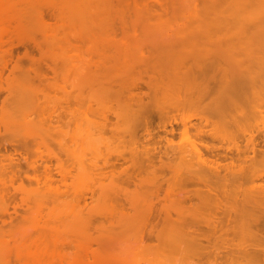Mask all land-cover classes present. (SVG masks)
<instances>
[{
    "label": "bare ground",
    "instance_id": "obj_1",
    "mask_svg": "<svg viewBox=\"0 0 264 264\" xmlns=\"http://www.w3.org/2000/svg\"><path fill=\"white\" fill-rule=\"evenodd\" d=\"M47 14L59 20L52 31H48L43 21ZM7 16L18 20V26L24 31L20 45L25 50L28 46L39 50L45 46L54 61L70 62L68 72L77 85L83 81L89 84V102L84 111L68 115L63 108L43 106L27 80L8 89L7 96L4 94L17 107H4V112L0 107V142L34 147L36 156L27 166L34 180L33 187L29 183L31 189H26L24 183V186L18 183L17 188L16 180L22 182L20 174L17 167L11 165V158L2 153L8 147L0 143L4 149L0 150V264H198L194 253H189L196 247L184 246L192 241L194 234L188 236L182 229L183 224H180L182 228L178 222L175 226H166L167 229L158 234L159 240H169L165 244L172 243L169 246L161 242L165 247L158 244L156 247L152 242L155 250L145 242L147 234L143 228L149 223L153 205L150 200L156 198L158 187L153 188L156 184L152 182L153 177L148 180L145 177L149 188L152 186V191H156L153 199H150L153 192L143 187L147 185L142 184V180H132L133 189L128 188L132 173H123L125 185L123 178L119 179L121 183L115 182L117 175L115 181L113 179L117 167L131 161L138 164L139 157L148 160L162 150L159 145L153 146L154 142L150 144L155 137L152 139L147 121L139 118L144 91L150 97H160L159 112H156L161 114L158 115L161 125L156 141L163 142L162 155L176 162L178 169H173L172 174L177 173L173 177L182 182L179 185L190 181L191 186L197 182L196 185L201 184L205 192L215 198L219 188H233L229 192L233 191L231 197L236 196L233 200L240 203L235 202L241 213L239 220L246 216L245 220L258 224L259 218L264 216V156L259 155L261 144L264 145V0H0L3 30L2 20ZM33 30L41 32L42 37L33 34ZM69 34L78 43L89 42L85 52L79 50L80 46L76 48L75 43L72 47L75 53L68 55ZM2 52L1 49V55ZM5 54L0 56V74L11 61L10 51ZM217 77L225 85L220 93L214 87ZM210 80L213 84L208 83ZM77 98L85 104L82 97ZM14 150L13 155L17 153ZM18 156L17 160L21 154ZM52 162H56L63 190L47 186L53 181L48 174ZM40 168L47 174L42 181L37 175ZM140 172L139 176L143 177ZM11 184L20 192L12 193L16 194L15 199L25 204L24 210L19 208L23 211L21 216L15 211L18 202L16 209L8 203ZM182 186L183 190L185 185ZM226 192L225 199V194L230 195ZM177 203L178 207L169 203L177 208L174 213L178 218L172 220L181 221L184 213L178 208L184 206ZM215 203L212 210L225 217L222 214L228 208L223 210ZM212 210L211 214L206 210L208 215L212 216ZM227 222L230 226L232 221ZM218 226L215 225L217 229L212 227L217 230L212 235L215 241L228 240L227 232L234 230L235 225L230 229L227 224ZM242 226H237L238 232ZM248 231L241 230L243 241L240 237L241 242L234 245L231 242L228 251L245 258L252 256L254 246L244 240V232ZM249 233L247 237L254 234ZM186 238L189 241L186 242ZM194 240L196 243L197 238ZM182 241L184 245H180ZM189 247L192 251L186 253L185 248Z\"/></svg>",
    "mask_w": 264,
    "mask_h": 264
},
{
    "label": "rangeland",
    "instance_id": "obj_2",
    "mask_svg": "<svg viewBox=\"0 0 264 264\" xmlns=\"http://www.w3.org/2000/svg\"><path fill=\"white\" fill-rule=\"evenodd\" d=\"M8 8V7H7ZM6 8V9H7ZM50 15H44L43 16V21H44V23L46 24V25H48L47 27H49L48 28V31H52L53 29H55V26L59 23V20L55 17V16H50ZM49 21H50V24H49ZM2 22H3V26H5V28H4V30H3V28L1 27V25H2V23H0V28L2 29V32L0 33V36H2V39H1V37H0V39H1V41H2V43H0V52H1V49H2V51L4 52V54L3 55H1V53H0V56H5L6 54L5 53H7L8 51H10V53H11V61L9 62V63H7V65H6V68L2 71V73L0 74V78L2 79V80H0V83H1V86H2V88H0V89H2V90H0V107H1V109H2V107H3V110H1V111H3L4 112V109L6 108L7 109V107H9L10 109L11 108H13V107H17L16 106V104L14 103V101L11 99V98H8V99H6V96H7V92H8V89H12L13 88V86L14 85H16L18 82H20V81H24V80H27L29 83H30V85H31V87L33 88V89H35V91L37 92V95H38V97H39V101L43 104V106H46V105H48V106H55V107H60V108H63V110H64V112L66 113V114H70L71 112H82V111H84L85 110V108H86V104L89 102V98H88V91H89V84L85 81H83V82H81L80 83V85H77V83H76V80L74 81V79H73V76L68 72V70H69V68L71 67V65H70V62H65V63H61V62H57V61H54L53 59H51L50 57H49V55H48V53H47V51H46V48H45V46H42L41 48H40V50L39 49H37V48H34V47H32V46H28L27 47V49L25 50L24 48H23V46L22 45H20L21 43H22V39H24V34H23V30H21L20 29V27L18 26V20H16L15 18H13V17H6V18H4L3 20H2ZM54 22V23H53ZM7 28V29H6ZM7 32H6V31ZM1 31V30H0ZM4 31H5V33H4ZM9 31V32H8ZM14 32V33H13ZM31 32H33V34H37V35H39V36H41V32H38V31H35V30H33V31H31ZM2 33H4V35L2 34ZM18 33V34H17ZM17 34V35H16ZM9 35V36H8ZM73 35L72 34H69L68 35V37H67V39H68V41H69V45H68V48H67V53H68V55L69 56H72V54H74L75 52L73 51L74 50V48H72L73 46L75 47V43H76V48H77V46H80V48H79V50H82L83 52H85L86 51V49L88 48V45H89V42L88 41H84V42H82V43H78L77 42V39L75 38V37H72ZM13 37V38H12ZM42 37V36H41ZM75 38V39H74ZM10 42H9V41ZM3 41H5L4 43H3ZM11 41H13L12 42V45H14V47L11 45ZM20 42V43H19ZM18 43V44H17ZM74 44V45H73ZM78 44V45H77ZM83 44H85V46L83 45ZM70 46V47H69ZM87 47V48H86ZM84 48V49H83ZM23 51V52H22ZM32 51V52H31ZM2 52V53H3ZM26 52H27V54H26ZM73 52V53H72ZM72 53V54H71ZM39 55V56H38ZM24 56V57H23ZM37 57V58H36ZM2 57H0V59H1ZM40 58V59H39ZM50 59V60H49ZM1 61L2 60H0V63H1ZM36 64H35V63ZM15 63V64H14ZM35 64V67H34V64ZM37 63H39V65L40 66H38V64ZM2 64V63H1ZM10 66H12V67H10ZM70 66V67H69ZM1 67V66H0ZM29 67V68H28ZM34 67V68H33ZM37 67V68H36ZM33 73L35 74V75H33ZM39 73V74H38ZM12 75V76H11ZM69 75V76H68ZM6 78H8V80L6 79ZM40 78V79H39ZM42 78V79H41ZM6 79V80H5ZM15 82H14V81ZM217 80V81H216ZM215 81L216 82H214V80H213V82H214V84L216 83V85L214 86V87H217V92L218 93H220L221 91V89L222 90H224L223 89V87H225V85L223 86V84H224V82H222V80L221 79H219V77H217V79H216ZM72 81H74L73 83H72ZM211 81V82H210ZM208 83L209 84H213L212 83V80H210ZM224 81V80H223ZM14 82V83H13ZM40 83V84H39ZM46 83V84H45ZM5 84H6V86H5ZM13 84V85H12ZM61 84V85H60ZM72 84V85H71ZM75 84V85H74ZM53 85H55V87L53 86ZM71 85V86H70ZM41 86V87H40ZM74 86V88H71V87H73ZM77 86V87H76ZM211 87H213L212 85H210ZM4 87H6L7 89H6V91H3V88ZM51 88V89H50ZM53 89V90H52ZM212 89H215V88H212ZM4 90H5V88H4ZM74 90V91H73ZM79 92V93H78ZM146 91H144L142 94H141V99H143L142 100V102H143V104H144V106H143V108H142V112H139V118L141 119H144V121L146 120L147 121V123H148V128L150 129L149 130V132H150V135L152 136V139H153V137H155V141L153 140V141H150V144H152L153 145V142H154V145L153 146H156V145H159L160 146V148L162 149V150H160L158 147H156V148H158L160 151H161V153H160V151L158 152V151H156L155 153H154V155L151 157L152 159H153V161L151 160V158L150 159H148V160H144V159H141L140 157V159L138 158V160H136V163H137V161H138V164H135V161H131L130 163H128L129 164V166H128V164L127 163H125L124 165H122L123 166V168H122V166H119V167H117V169H116V173H115V175L113 176L114 178V181H115V177H116V175L119 177H116V181L115 182H117V183H121L122 182V180H119V179H122L123 178V182H122V184L123 185H125L124 184V172H126L127 174H131V185H129V187L128 188H130V190L131 189H133V181L132 180H134V182L136 181L137 182V180H142V184H145V185H147V186H144L143 185V187L147 190V188H149L150 186H149V182L147 181L148 179H150V178H152L153 177V180L154 181H152V179L150 180V182L152 181V182H154V183H156V184H153V188H154V185H155V187H157V192L154 190V192L152 191L153 190V188H152V186H151V188H149V192H153L152 193V196H151V198L150 199H153L154 198V196H153V194L156 192L157 194H158V196H157V194H156V198L155 199H153L152 201L150 200V203H152L153 205H152V207H151V213H150V215H149V219H148V221H149V223H147L145 226H144V228H143V232H146V233H144L146 236H144V240H145V242L147 243V245L148 246H150V247H155L157 244V246L159 247V246H161V245H163V244H161L160 245V243L162 242V243H168V241L167 242H163V241H165V239L163 240V238H162V240H159V236L165 231V229H167V227H171V226H175L176 225V223L178 222V225H179V227H181L182 228V226L184 227V228H186V229H184V228H182L183 229V231L185 230L186 232H187V235L189 234L190 235V233L192 234H194V235H192V236H194L193 238H192V241H189V239H187L186 238V242L187 241H189V244L188 245H184L185 244V242L184 241H182V244H180V245H184V246H190L191 248L193 247H196V249L194 248L193 249V251H192V249L189 247V248H185V250H187L186 251V253L187 252H189V250L190 251H192V252H189V253H194V256H195V258L197 259V261L196 262H198V264H264V216H262L261 218H259L260 220L258 221V224H251L248 220H245L246 219V216L244 217L245 219V221L243 220V219H241V221L239 220V218L241 217V213L240 212H238L240 209H239V205L238 206H236V204H235V200H233V197L234 196H232L231 197V193L233 192H229L230 190H232L231 188L228 190V189H225V188H223L222 186V188H219V190H217L218 191V193L216 194V198H215V196L213 197L212 195H208V193H206L205 191H207L206 189H204L205 187H203L201 184H199V185H196L197 184V182H196V184L194 185L193 183V185H191L190 186V184L189 183H191L190 181H189V183L187 182V181H185V182H187V183H185V184H183V186L182 185H179V184H182V182H180L179 180L178 181H176V179L177 178H175L176 176H174L173 177V174H175V175H177V173H174L173 172V174H172V171H173V169L174 170H176L177 171V164H176V162L174 163L173 162V160H172V158L171 157H169V156H167L168 157V161L165 159V158H167V157H164V155H162V153H163V148L161 147V144H162V146H163V142L161 143V142H159V139H158V142L156 141V133L158 132V130H159V128H160V125H161V120H160V116H158L160 113H158L159 112V110H158V107H157V105L160 103V97H157V98H153V97H150V96H148L146 93H145ZM6 93V94H5ZM75 93L77 94V95H75ZM82 93V94H81ZM86 93V94H85ZM6 96H5V95ZM53 94V95H52ZM81 94V95H80ZM44 95V97H42ZM56 95V96H55ZM72 95V96H71ZM74 95V96H73ZM79 95V96H78ZM82 95H84V96H82ZM82 97V99H84V102H85V104L83 103V101H80L79 100V98H77L76 99V97ZM84 97V98H83ZM218 97H219V95L217 94V99H218ZM88 98V99H87ZM3 99V100H2ZM55 99V100H54ZM151 99H153V101H150ZM5 100V101H4ZM51 100V101H50ZM148 100V101H147ZM1 101H3V102H1ZM76 101H78L79 103H81V104H79V105H77L78 104V102H76ZM88 101V102H87ZM155 101V103H153ZM75 102L77 103V104H75ZM2 103V104H1ZM151 103V104H150ZM153 103V104H152ZM59 104V105H58ZM82 104H84V106L82 107ZM74 105H75V107H74ZM77 105V106H76ZM80 105H81V107H80ZM152 105H153V107H152ZM150 106V107H149ZM5 107V108H4ZM154 107H156V108H154ZM75 108V109H74ZM82 110H81V109ZM145 108V109H144ZM156 109V110H155ZM9 110V109H8ZM81 110V111H80ZM144 110V111H143ZM146 110V111H145ZM158 110V112H156ZM6 111V110H5ZM144 113V114H143ZM1 114V113H0ZM144 115V116H143ZM161 115V114H160ZM0 116H2V115H0ZM159 117V118H158ZM141 119V120H142ZM176 132H178V131H176ZM175 132V133H176ZM142 132L140 131L139 132V134L140 135H142L141 134ZM177 136L179 135V133L178 134H176ZM175 135V136H176ZM143 136V135H142ZM177 138L178 137H176V138H174V141H176L177 140ZM2 142V143H1ZM0 143L2 144V146H4V148H5V145H6V147H10V145L12 144H7L8 143V141H5L6 143L3 145V141H1ZM9 142H11V141H9ZM155 142H157V143H155ZM0 144V145H1ZM13 145H14V149L17 151V153H14V155L15 154H17L16 156H18V155H20L21 154V158L19 159V160H17V158H16V156H14L13 155V153H12V151L14 150L12 147H13ZM1 146V147H2ZM151 146V145H150ZM0 147V148H1ZM12 147H10V149L12 150H9L8 148H6V149H8V151L5 149V151L7 152H2V153H5V155L7 154L8 156H9V158H11V165H15L16 167H17V173H19L20 174V179H21V181L22 182H19V180L17 179L16 181H18V182H16V187L18 188V186H17V184L18 183H20V184H22V183H24V185H26L25 187H26V189H28L31 185H33L34 184V180L31 178L32 176H31V171H30V167H28V169H27V166H30V164H31V162L35 159V156H36V152H35V149H34V147H32V148H26L25 146H23L22 144H12ZM261 147L263 148H260L261 150H262V152H263V150H264V145L263 144H261ZM2 149L3 148H1L0 150L2 151ZM4 150V149H3ZM14 150V152H16ZM157 150V149H156ZM18 151H20V154H19V152ZM157 152L159 153V154H157ZM260 153L259 155L260 156H264L263 154L264 153ZM11 153H12V155H11ZM24 153H26V154H24ZM22 155H24V157L22 156ZM26 155V156H25ZM158 156V157H157ZM259 156V157H260ZM18 157H20V156H18ZM258 157V158H259ZM261 157V158H262ZM16 160H15V159ZM24 159V161H23V159ZM169 158H171L170 160L172 161H170L169 160ZM260 159V158H259ZM263 159V158H262ZM140 161V162H139ZM260 161H261V159H260ZM264 161V160H263ZM28 162V163H27ZM143 162L145 163V164H143ZM172 164V166H171V164ZM54 163H56V162H52L51 163V166H50V168H49V171H48V174H49V176H51L52 177V182H49L48 184H47V186L48 185H51L52 187H55V188H59L60 190H63L64 189V186H63V182H62V180H61V178H60V176L58 175V169H57V166L54 164ZM65 163V162H64ZM141 164V166L140 167H142V168H140L139 167V165ZM28 164V165H27ZM127 164V165H126ZM134 164V165H133ZM170 166H169V165ZM174 164V165H173ZM65 165V164H64ZM174 166H176L175 168H174ZM134 167V168H133ZM118 168H120V171H119V169ZM122 168V169H121ZM125 168V169H124ZM137 169V170H136ZM117 171H119V172H117ZM122 171V172H121ZM141 171V172H140ZM175 171V172H176ZM29 172V173H28ZM139 172H140V175H143V177H141V176H139ZM16 173V176L18 175ZM26 173H28V175H30V178H29V180H27V174ZM119 173H121V174H119ZM133 173H136V174H134L133 175ZM57 174V175H56ZM121 175V177L119 176V175ZM37 175H39L40 176V178L39 179H41V181H42V179L44 180L45 179V177H47V174L44 172V170L43 169H38L37 170ZM136 175H138V178H136L137 176ZM170 175H171V177H170ZM15 176V177H16ZM123 176V177H122ZM14 177V178H15ZM135 177V178H134ZM145 177H146V179H145ZM155 177V178H154ZM162 177V178H161ZM173 177V178H172ZM18 178H19V176H18ZM141 178V179H140ZM160 180L159 181V183H158V180ZM16 179V178H15ZM15 179H13V181L15 180ZM119 180V181H118ZM144 181V182H143ZM146 181V182H145ZM163 181V182H162ZM148 182V183H147ZM165 182V183H164ZM180 182V183H179ZM184 182V181H183ZM195 182V181H194ZM11 183H12V181H11ZM15 182H13V184H14ZM29 183H30V186H29ZM129 183V184H130ZM158 183V184H157ZM164 183V184H163ZM178 183V185H176ZM60 184V185H59ZM151 184V183H150ZM187 184H189L188 186H187ZM7 185H8V183H7ZM19 185V184H18ZM23 184H22V186H24ZM184 185H185V188H183V190H182V188H180V186H182V187H184ZM201 185V186H200ZM12 186V184L10 185V187ZM29 186V187H28ZM174 186H176V187H174ZM197 186V187H196ZM9 187V188H10ZM24 187V188H25ZM31 187H33V186H31ZM62 187H63V189H62ZM200 187V188H199ZM220 187V186H219ZM12 188V187H11ZM177 188H179L178 190H177ZM204 190V192H201V191H203L202 189ZM13 189V190H12ZM12 189H10L12 192H10V194H8V197L10 198H8V203L11 205V207L12 206H14L15 207V209L17 208V206H18V208H17V210H15V211H17V213H19L18 215L19 216H21V212L23 213V211L21 210V211H19V208H23V206L25 207V204L21 201V199H15L16 198V194H12V193H15V191H16V193H17V191L19 192V190H16V188H14V186H13V188ZM29 189H31V188H29ZM159 189V190H158ZM220 189H223V190H226V191H228V192H226V193H230V195H228V194H225V195H227L226 196V199H225V197H223L224 196V191L223 190H220ZM184 190H186V194H185V191ZM199 190H201V191H199ZM9 191V190H8ZM159 191V192H158ZM177 191V192H176ZM181 192L180 193V195H179V193L178 192ZM182 191H184V193L182 192ZM195 191V192H194ZM219 191H221V192H219ZM176 192V194H174ZM201 194H200V193ZM223 192V193H222ZM20 193V192H19ZM172 193V194H171ZM178 193V194H177ZM185 194V195H187V196H185V195H183V194ZM202 193H204V194H202ZM234 193V192H233ZM18 194V193H17ZM168 194H171V195H168ZM190 194V195H189ZM222 196H221V195ZM20 195V194H19ZM175 196V197H181V196H183L184 198L182 199V197H181V199H179L178 198V200L175 198V197H173V196ZM178 195V196H177ZM202 195H204V197H202ZM206 195H207V197H206ZM220 195V196H219ZM233 195V194H232ZM235 195V194H234ZM21 196H22V193H21V195L19 196L20 198H21ZM189 196V197H188ZM200 196V197H199ZM210 196H212L213 197V199H212V197H210ZM230 196V198H227V197H229ZM18 196H17V198H19ZM153 197V198H152ZM188 197V198H187ZM198 197V199L200 200V201H202L201 203H200V201L198 200V199H196ZM205 197H206V200H205ZM221 197V198H220ZM236 197V196H235ZM234 197V198H235ZM148 198V199H149ZM173 198H175L176 199V202L175 201H173ZM186 198V199H185ZM202 198V199H201ZM207 198H209V200H207ZM156 199H158V200H156ZM192 199V200H191ZM215 199V200H214ZM217 199V200H216ZM168 201V202H166V201ZM180 200V201H179ZM183 200H184V202H183ZM223 200V201H222ZM225 200V201H224ZM230 200V201H229ZM19 201H21L22 203H23V205H22V203L20 204L19 203ZM28 201H30V200H28ZM149 201V200H148ZM170 201H173V202H170ZM186 201V202H185ZM218 202L219 203V207H222V209L223 210H225V207L226 208H228V209H226V211H228V212H226V211H224V214H222V215H224L225 217H223V216H221L220 217V215H219V211H217V213L218 214H216V212H214V210H215V206H216V204L217 203H215V202ZM221 203H220V202ZM227 201V202H226ZM18 202V205L16 206L15 205V203H17ZM155 202H156V205H154L155 204ZM166 202V203H165ZM175 202V203H174ZM177 202H180L179 204L182 206V204H183V206L185 207V208H187V209H185L186 211H187V214L185 213V210L183 209V208H178V210H180V212H181V209L183 210V212L182 213H184L183 215H182V217H183V219H182V217H180L181 218V221L179 220V221H175L176 220V214L174 213V211H177V208L176 207H173V204H174V206H177L178 207V203ZM195 202V203H194ZM203 202H207V204H205V203H203ZM208 202H209V204H208ZM222 202H225V205H227V206H225L224 204L222 205ZM230 202H234V203H230ZM238 202V201H237ZM236 202V203H237ZM160 205H159V204ZM169 203H173L172 205L171 204H169ZM202 204L203 206H204V208L202 207V205H200V204ZM195 204V205H194ZM235 204V205H234ZM238 204H240L239 202H238ZM21 207H20V206ZM168 205H170L172 208H170V206H168ZM186 205V206H185ZM191 205V207H189V206ZM196 205H198V207L196 206ZM205 205H207L206 207H205ZM211 205V206H210ZM213 205H215V206H213ZM222 205V206H221ZM232 205H234V206H232ZM162 206H164L163 208H162ZM196 206V207H195ZM159 207V208H158ZM195 207V208H194ZM202 207V208H201ZM208 207H210V209L208 208ZM234 207V208H233ZM238 209H236V208ZM156 208V209H155ZM161 208H162V210H161ZM169 208V209H168ZM174 208V209H173ZM159 209H160V211H159ZM163 209H164V211H163ZM171 209H173V210H171ZM176 209V210H175ZM191 209V210H190ZM212 209H214V210H212ZM217 209H219V208H217ZM23 210H24V208H23ZM169 210V211H168ZM196 210V211H195ZM197 210H198V212H197ZM205 210V211H204ZM211 211L212 210V216L211 215H208V213H207V211ZM14 211V212H15ZM191 211V212H190ZM201 211V212H200ZM234 211H235V213H234ZM14 212L12 213V214H14ZM171 212V213H170ZM179 212V213H180ZM188 212L191 214V215H189L188 214ZM200 212V213H199ZM203 212H206V213H203ZM17 213H15L16 215H17ZM170 214L169 216L167 215V214ZM214 213H215V215L217 216H219V217H216L215 218V215H214ZM152 214V215H151ZM155 214V215H154ZM165 214V215H164ZM193 214V215H192ZM194 214H196V215H194ZM210 214H211V212H210ZM15 215V216H16ZM197 215H201V218L199 217V216H197ZM14 218H16V217H18V216H14V215H12ZM160 216V217H159ZM161 216H163V217H161ZM152 217V218H151ZM158 217V218H157ZM168 217H170V220H169V218ZM224 219H223V218ZM13 218V219H14ZM178 218V217H177ZM179 218V219H180ZM229 218V219H228ZM237 218V219H236ZM242 218H243V216H242ZM12 219V220H13ZM172 219H175V220H172ZM197 219V220H196ZM221 219V220H220ZM228 221H232V222H230V226L231 225H235L234 227V230H232V231H235V233H233L231 230H228V234H227V236L229 237H227L226 235H223L224 237L226 236V238L228 239V240H226V239H224V238H218L217 239V241H219V242H216L215 240L216 239H214L215 237V235L214 236H212L213 234H215V233H213V232H215V231H217V230H214V228L212 229V227L214 226L215 227V225H216V227L218 226V225H220L221 227H223V226H225L226 224H227V226L229 227V229H230V226H229V222H227L226 220ZM183 220V221H182ZM205 220V221H204ZM154 221V222H153ZM173 221V222H172ZM206 221H208L207 223H209V224H205V222ZM212 221V222H211ZM215 221H216V224H215ZM217 221H220V222H217ZM221 221H222V224H221ZM244 221V223H241V222H243ZM246 221H248V223H246ZM155 222H157V223H155ZM163 222V223H162ZM181 222V223H180ZM234 222V223H233ZM7 223V222H6ZM184 223H186V224H184ZM214 224V225H212V224ZM226 223V224H225ZM241 223V224H240ZM257 223V222H256ZM95 224H98V223H95ZM151 224H153V225H151ZM180 224L182 225V226H180ZM8 225V224H7ZM151 225V226H150ZM185 225V226H184ZM239 225V227H240V225L242 226H246V228L247 229H249L250 231H248L247 229H245V227H243L242 226V228H241V230L242 231H248L247 233H249V232H251V233H253L254 232V234H251L250 235V237L248 236L247 237V233L246 232H244L245 234V238H244V240L245 239H247L246 240V242L248 241V242H250V244L251 245H253L254 247H252L254 250H255V252H254V250H253V253H251L252 254V256H249L251 259L249 260V257H246L245 258V256H242V255H239V254H237L236 255V253L234 254V252L232 251V253H231V251H228V249H229V246H230V244H231V242H232V245H234V244H237V242L238 241H240L241 242V240H240V237H242L241 239H242V241H243V232H242V236H240V234H241V230H240V232H238L239 230H238V227L237 226ZM164 226V227H163ZM167 226V227H166ZM220 226H218V227H220ZM146 227H148L147 229H146ZM215 227V228H216ZM232 227V226H231ZM248 227H252L251 229L250 228H248ZM259 227V228H258ZM152 228V229H151ZM162 228H164V229H162ZM188 228V229H187ZM206 228V229H205ZM211 228V229H210ZM145 229V230H144ZM150 229V230H149ZM189 229H190V231L191 232H189ZM192 229V230H191ZM217 229V228H216ZM240 229V228H239ZM146 230H148V231H146ZM164 230V231H163ZM211 230H213V231H211ZM253 231V232H252ZM257 231V232H256ZM260 231V232H259ZM142 232V233H143ZM149 232V233H148ZM201 232H202V234H201ZM205 232V233H204ZM208 234H207V233ZM232 232V233H231ZM160 233V235H158ZM210 233V234H209ZM217 233V232H216ZM143 234V235H144ZM225 234V233H224ZM232 234V235H231ZM250 234V233H249ZM248 234V235H249ZM150 235V236H149ZM188 235V236H189ZM217 235V234H216ZM154 236V237H153ZM191 236V237H192ZM211 236V237H210ZM149 237V238H148ZM195 237L197 238V242L195 243L194 241V239H195ZM204 237V238H203ZM247 237V238H246ZM154 238V239H153ZM209 238V239H208ZM217 238V237H216ZM206 239V240H205ZM208 239V240H207ZM224 239V240H223ZM183 240V239H182ZM221 240V241H220ZM235 240V241H234ZM180 241H181V239H180ZM199 241V242H198ZM214 241V242H213ZM223 241V242H222ZM224 241H226V242H224ZM152 242H153V244L154 243H156V244H154V245H152ZM191 242H194L193 244L195 245H192V243ZM234 242H236V243H234ZM239 242V243H240ZM245 242V241H244ZM179 243V242H178ZM191 243V244H190ZM219 243V244H218ZM228 243V244H227ZM151 244V245H150ZM172 243L170 242V244H165V245H167V246H169V245H171ZM192 245V246H191ZM197 245V246H196ZM211 245V246H210ZM231 245V246H232ZM156 246V247H157ZM225 248H224V247ZM152 247V248H153ZM161 247H165L164 245L163 246H161ZM226 247H227V249H226ZM220 248L222 249L221 251H220ZM153 249H155L156 250V248H153ZM158 249V248H157ZM185 250H182V251H185ZM196 252H195V251ZM225 250H227L226 252H225ZM181 251V250H180ZM180 251H179V253H180ZM222 251H223V253H222ZM188 253V254H189ZM221 253V254H220ZM226 253V254H225ZM188 254H185V255H188ZM191 254V255H192ZM220 254V255H219ZM225 254V255H224ZM228 254V255H227ZM191 255L189 256V257H191ZM234 257H233V256ZM239 255V256H238ZM256 255V256H255ZM176 256V255H175ZM194 256H192V258L194 259ZM242 256V257H241ZM253 256H255V257H253ZM228 257V258H227ZM253 257V258H252ZM230 258V259H229ZM242 259V260H240V259ZM248 258V259H247ZM228 259V260H227ZM232 259V260H231ZM237 259V260H236ZM240 260V261H239ZM233 261V262H232ZM238 261V262H237ZM242 261V262H241ZM228 262H230V263H228ZM235 262V263H234ZM240 262V263H239ZM252 262V263H251Z\"/></svg>",
    "mask_w": 264,
    "mask_h": 264
}]
</instances>
